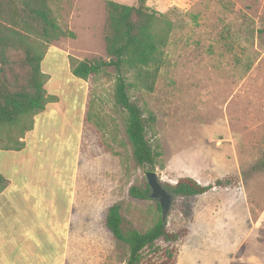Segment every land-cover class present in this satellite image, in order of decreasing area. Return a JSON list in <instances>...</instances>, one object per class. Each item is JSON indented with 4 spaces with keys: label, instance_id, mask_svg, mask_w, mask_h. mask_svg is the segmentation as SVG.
<instances>
[{
    "label": "rangeland",
    "instance_id": "rangeland-1",
    "mask_svg": "<svg viewBox=\"0 0 264 264\" xmlns=\"http://www.w3.org/2000/svg\"><path fill=\"white\" fill-rule=\"evenodd\" d=\"M63 1L71 11H82V19L71 30L77 39L61 41L56 47L75 60L104 61L107 60L105 2L123 5L138 2ZM49 5L57 19L50 0ZM145 5L157 13L153 31L158 52L149 66L129 70L124 75L130 85L129 96L142 109L144 117L152 119L147 137L160 152V158L153 168L135 164L125 133L127 115L114 102L116 72L112 67L106 68L90 79L88 112L92 118L95 111L102 114L94 126L98 128L95 135L99 136L95 146L107 149L100 136L106 135L104 118L113 125L117 139H111L110 150L114 153L110 158L83 155L77 160V191L87 182L97 187L102 170V187L105 192L110 189V205H120L125 222L139 232H146L162 217L157 201L133 199L128 191L131 187L144 189L147 172H154L160 183L170 185L183 177L200 185L234 178L232 186L213 188L203 196L172 198L164 217L166 228L170 232L188 229V234L173 246L178 253L182 251L179 264H194L190 257L197 252L203 259L217 248L220 233L231 231L239 235L246 229L240 210L229 216L227 208L234 202L232 191L262 169L264 0H145ZM62 9L66 12L68 8ZM71 31L65 30L64 36L72 34ZM55 55L57 52L51 50L41 64L43 71L55 73L47 88L57 89L66 101L76 103L78 91L72 92L63 62L52 60ZM91 129H86L88 138L93 136ZM64 132L65 128L58 129L51 140L54 167L62 160L71 163L73 139L69 137L63 142V136L67 135ZM73 203L70 213L76 227L83 208L78 196ZM101 214L103 217L104 212ZM117 247L119 254L127 255L124 245L117 243Z\"/></svg>",
    "mask_w": 264,
    "mask_h": 264
},
{
    "label": "crops",
    "instance_id": "crops-1",
    "mask_svg": "<svg viewBox=\"0 0 264 264\" xmlns=\"http://www.w3.org/2000/svg\"><path fill=\"white\" fill-rule=\"evenodd\" d=\"M50 2L61 29L74 30L82 19V11H71L63 0ZM74 2L78 4V0ZM62 7L68 8L67 11L63 12ZM70 33L73 37L64 36L51 43L42 62L51 50L57 52L52 60L63 62L72 92L78 91V101H66L57 89H48L55 73L43 71L41 65L48 98L44 110L32 117L31 129L0 133V175L6 180L0 190V264H126L127 261L128 252L126 256L118 253V242L104 226L105 213L112 205L110 189L105 192L102 187V170L97 187L87 182L77 191V160L83 155L110 158L114 153L110 146L117 137L113 125L104 118L106 135L100 136L107 143V149L95 146L99 136L95 135L98 128L94 126L102 114L95 111L92 118L88 112L91 80L76 78L70 67V56L56 47L61 41L77 39V34ZM63 128L67 135L62 141L73 139L71 163L68 165L62 160L54 167L51 140ZM86 129L92 130V138L86 137ZM232 192L234 202L227 208V214L240 210L246 229L239 235L231 231L220 233L217 248L203 259L197 252L190 257L194 264H264V169L255 172L247 183L241 182ZM77 196L83 209L78 213V224L73 227L70 212ZM181 255L180 250L176 264Z\"/></svg>",
    "mask_w": 264,
    "mask_h": 264
},
{
    "label": "trees",
    "instance_id": "trees-1",
    "mask_svg": "<svg viewBox=\"0 0 264 264\" xmlns=\"http://www.w3.org/2000/svg\"><path fill=\"white\" fill-rule=\"evenodd\" d=\"M137 1L136 5L106 1L107 60L71 58L70 67L72 74L82 80H90L106 68H114V102L127 115L125 133L132 158L140 167L153 168L161 154L147 137L152 119L147 120L129 96L130 85L124 75L129 70L149 66L158 52L153 31L157 13L145 5V0ZM64 35L49 0H0V133L31 129L32 117L44 110L48 98L41 62L51 43ZM260 168L264 169V152ZM234 183V178H224L203 186L192 178L183 177L173 185L161 184L176 200H185ZM5 184L6 180L0 175V190ZM128 194L133 199L150 200L147 184L144 189L131 187ZM157 206L161 212L158 202ZM104 226L128 249L126 264H176L178 251L173 244L188 234L187 228L170 232L162 217L146 232H139L125 222L118 204L107 209Z\"/></svg>",
    "mask_w": 264,
    "mask_h": 264
},
{
    "label": "water",
    "instance_id": "water-1",
    "mask_svg": "<svg viewBox=\"0 0 264 264\" xmlns=\"http://www.w3.org/2000/svg\"><path fill=\"white\" fill-rule=\"evenodd\" d=\"M146 179L147 185L150 188V199L158 202L161 208L162 218L164 219L170 208L173 195L162 186L154 172H147Z\"/></svg>",
    "mask_w": 264,
    "mask_h": 264
}]
</instances>
